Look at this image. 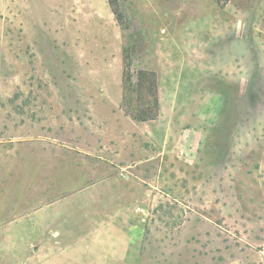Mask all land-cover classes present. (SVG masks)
Wrapping results in <instances>:
<instances>
[{
	"label": "rangeland",
	"instance_id": "rangeland-1",
	"mask_svg": "<svg viewBox=\"0 0 264 264\" xmlns=\"http://www.w3.org/2000/svg\"><path fill=\"white\" fill-rule=\"evenodd\" d=\"M113 1L122 24L109 0H0V180L52 164L79 196L55 264H264V0ZM127 50L132 87L157 73V120L124 107Z\"/></svg>",
	"mask_w": 264,
	"mask_h": 264
},
{
	"label": "crops",
	"instance_id": "crops-1",
	"mask_svg": "<svg viewBox=\"0 0 264 264\" xmlns=\"http://www.w3.org/2000/svg\"><path fill=\"white\" fill-rule=\"evenodd\" d=\"M49 168V174L39 175L38 169H36L35 174L31 175L36 182L39 177V189L31 180L21 184L16 179L17 175L13 169V174L7 173V178L0 180V195L4 198L2 200L0 196L4 202V205L0 206V212L4 210L5 205H8V203L12 208L11 215L4 217L0 214V217L4 218V222L0 225V243L7 245L8 241L12 240V235L19 231L21 235L28 234L30 238L28 240L24 239V247L20 246L21 249L26 250L27 264H55L57 262L53 257L54 252L70 249V245L72 246L70 250H74L73 248L78 242V230L81 228L79 224L80 218L77 216V211L79 210L77 203L80 202L79 196H58L57 194L61 191L59 188L62 189V187L67 186V178L64 179V176L60 174L58 178H54L52 164H50ZM54 184H58L56 185L57 187ZM37 191L40 193L37 194ZM27 200L29 201V206L26 210H23ZM12 201H14L13 204H11ZM63 215L69 216L68 223L73 220V223L70 222L69 226L72 230H67L64 226L68 223H62L61 220L58 221V224L62 223L60 226H63V228L52 226L54 216L60 218ZM22 219L24 222L21 225L25 223L29 230L15 231L20 224L18 220ZM12 226L15 227L12 228ZM70 235H72L71 239L69 238ZM8 247L12 249V246ZM76 253L73 252V255L75 256ZM1 256L4 257L1 254L0 259ZM77 262L78 259L76 258L75 264H78ZM10 264L23 263H19L18 259H16L15 262H10Z\"/></svg>",
	"mask_w": 264,
	"mask_h": 264
},
{
	"label": "trees",
	"instance_id": "trees-1",
	"mask_svg": "<svg viewBox=\"0 0 264 264\" xmlns=\"http://www.w3.org/2000/svg\"><path fill=\"white\" fill-rule=\"evenodd\" d=\"M221 7L225 6L229 0H215ZM112 5L113 14L116 20L122 24L123 15L118 9L116 2L109 0ZM115 4V6H113ZM132 52L127 50L124 53V85L126 97L124 99V107L128 114H130L137 122H148L157 120L160 113L159 96H158V76L157 73L151 70L140 69L136 72V81L132 87V74L130 72ZM136 96V105L131 106V94ZM147 99L146 105L141 106L139 100Z\"/></svg>",
	"mask_w": 264,
	"mask_h": 264
}]
</instances>
